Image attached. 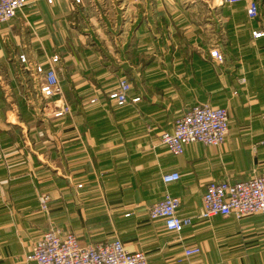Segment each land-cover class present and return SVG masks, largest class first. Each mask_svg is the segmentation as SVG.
<instances>
[{
  "label": "crops",
  "instance_id": "1",
  "mask_svg": "<svg viewBox=\"0 0 264 264\" xmlns=\"http://www.w3.org/2000/svg\"><path fill=\"white\" fill-rule=\"evenodd\" d=\"M27 1L15 18L0 27V264H34L26 261L33 243L53 229H46L47 217L40 212L42 194L52 206L54 229H67L82 247L119 238L128 251L144 252L148 264H264L261 215L239 220L198 217L209 181H242L253 171L264 169V121L256 108L259 101L264 104V77L260 85L255 76L250 77L259 68L264 74V38L259 42L251 36L254 30L264 31V0H255L259 4L255 20L247 18L244 4L222 6L219 0H110L107 5L113 13L102 11L103 40H99V30L83 4L74 0H51L50 4L47 0ZM104 4L93 1L97 10L104 9ZM209 28L215 37L213 46L223 54L222 43L230 39L263 46V59L258 56L260 49L248 48L246 93L239 83L242 65L234 71L227 66V55L225 65L210 58ZM240 51L233 49V54L238 56ZM20 54L45 69L52 56L59 57L58 76L63 95L67 98L65 92L71 91L74 102L68 103L72 112L74 108L80 111L79 96L86 90L95 89L94 96L101 104L93 106L94 112L51 121L57 130L54 141H48L52 137L48 115L30 100L29 73L22 78L26 82L16 78L23 68ZM209 70L216 72V86L211 91L207 88ZM124 78L132 86L129 100L140 101L119 108L118 116H109L104 109L110 102L104 97ZM261 87L262 98L257 92ZM235 95L248 100L247 130L238 127L233 140L229 124L219 148L193 144L181 156L160 158L154 170L155 185L161 192L157 199H150L145 192L152 186L148 183L149 190L143 179L142 151L138 149L151 141L149 137L171 129L180 114L172 121L164 117L169 106L223 105ZM21 102L25 103L22 109L17 105ZM103 111L104 116H97ZM104 146L123 156L111 157V152L98 156ZM156 147L162 146L155 143ZM48 148H54L59 158L54 167L48 164ZM82 152L88 154V163L78 158ZM102 168L109 170L107 175L113 169L131 173L120 182L118 194L105 184L104 192L99 184L84 192L86 184L80 180L79 170ZM168 172H178L181 178L165 187L160 177ZM97 190H102L101 195ZM164 192L179 197V214L192 218L180 234L166 232L161 221L148 219V207ZM81 201L87 207L83 208ZM193 246L199 247L201 254L178 263L182 250Z\"/></svg>",
  "mask_w": 264,
  "mask_h": 264
},
{
  "label": "built area",
  "instance_id": "2",
  "mask_svg": "<svg viewBox=\"0 0 264 264\" xmlns=\"http://www.w3.org/2000/svg\"><path fill=\"white\" fill-rule=\"evenodd\" d=\"M47 2L50 4L51 0ZM75 3L81 4V0H75ZM238 4H244L245 14L249 20L257 19L259 15L257 1L219 0V5L222 6L232 7ZM27 5V0H0V27L9 23ZM251 36L257 40L264 37V31L254 30ZM209 56L218 64L224 62L223 55L216 47L210 49ZM18 60L24 71L29 75L31 73L30 76L37 81V89L42 99L49 100L52 107L51 117L53 119L69 117L72 109L64 99L58 76L59 69L56 67L59 57L54 55L49 59L48 69L43 68L41 64H30L24 54L18 55ZM239 83L243 85L245 78L242 77ZM131 89V83L121 79L117 86L108 92L107 100L117 108L125 107L129 103L136 104L140 98L129 100ZM89 103L94 106L99 104L95 97ZM261 119L264 121V113ZM229 124L230 117L226 108L209 103L195 104L176 117L170 130L160 132L158 145L175 157L183 155L185 148L193 144L206 148H219L226 140ZM180 178L178 172H168L161 175L160 181L167 187L179 182ZM48 201L47 196H41L39 199L40 209L43 212H47ZM180 205L179 197L164 192L159 200L148 207V219L153 222L161 221L166 232L180 234L191 225L192 220L191 217L179 214ZM252 215H261L264 218V169L260 172L253 171L248 179L242 181L225 180L207 183L202 195L199 218L211 219L219 216L234 217L239 220ZM261 231L264 233V223ZM200 254L199 247H186L177 262ZM26 261L34 264H148V257L141 251H128L119 238L82 247L73 233L53 228L44 232L33 243Z\"/></svg>",
  "mask_w": 264,
  "mask_h": 264
},
{
  "label": "rangeland",
  "instance_id": "3",
  "mask_svg": "<svg viewBox=\"0 0 264 264\" xmlns=\"http://www.w3.org/2000/svg\"><path fill=\"white\" fill-rule=\"evenodd\" d=\"M93 1L94 0H81V4L84 5V7L86 8L85 12H86L87 16H89L91 18L92 22H94V24L96 25V28L99 30L98 31L99 34L97 33L98 35H100V37L98 36L99 40H100V38H101V40H103L104 37H105V34H104L105 29H104V22L102 21V11L104 10L108 14V13H113V10L109 8V5H107V2L110 1V0H98L100 2V4H104L106 2V5L105 4L103 5L104 9L98 8V10L93 5ZM81 4H79V5H81ZM231 14L233 15L234 12H231ZM100 16H101V19H100ZM227 27L229 29L231 28V26H226V28ZM208 38H209V41L207 42L208 49H211L212 47H215V46H213V45H215L214 41H213L215 37L213 36L212 31H211L210 28L208 29ZM249 47H250L249 51H251L254 48H257V50L260 49V51H259L260 53H258V56H259V58H262V56H261V55H263V54H261L262 49H263L262 45L257 44V46L255 47V45L250 44V46H249L247 41L237 40V41L233 42V45H231L230 50H232V49H240L241 51H240L239 55L235 56L233 54V50H232L231 53L229 54V59H227V66H231L232 67L231 69L234 70V71L237 68V66H241V65L243 66L244 70L242 72V75L245 78V83L242 85V88H243V91L245 93L247 92V78H248L247 77V75H248V73H247V71H248V69H247V60H248L247 54H248V48ZM250 59H251V56H250ZM259 60H258V57H257L255 62H258V64H259L260 63ZM222 65H225V63L224 64L222 63ZM251 65H252V63H251ZM24 73H26V72L24 71ZM30 75H31V73H30ZM252 76H255V81L258 83V85H260V83L262 84V82H263L262 80H263L264 74H263L261 68H259L255 72H252L250 74V77H252ZM60 78H59V80H62ZM29 79H30V81L27 80V83L29 82V84L32 85V86L28 85L29 86V92H30V95H29L30 100H32L33 104L34 103L36 104L35 106H37V108L41 109L42 114L48 115V125L50 124V126H48L49 127L48 130H49L50 136H52V137H48L47 140L50 141V142L54 141L52 139L53 136H54L53 132L55 130H57V127H56V125L54 123H51V121L56 120V119H53L51 117V115H50V109L52 107H50L49 100L42 99L41 95L39 94L38 89H37V81H35L33 79V77H31V76L29 77ZM126 80H128V79L126 78ZM63 83H65L64 80H63ZM94 90L95 89L86 90L83 94L81 93V95L79 96V100L80 101H78L79 102V105H78L79 109L78 110H80V111L79 112L76 111V113L72 112L70 116H80L81 112H86V113L90 112L91 113V112L95 111L94 109H96V108L88 107V106H90L89 105L90 104L89 101L91 99H93V97H95L94 94H96V93H94ZM233 91L234 90L232 89L229 92L232 93ZM257 92H258V96L262 98L263 97V89H262V87L260 89H257ZM65 94L67 96V98L64 96L65 101H67V102L69 101V102L73 103L74 100H72L73 97H72L71 91L67 90V92H65ZM107 94H106V96L104 95L105 97L103 96L106 99V101H107ZM97 100H98V103H100L99 99H97ZM258 100H261V99H258ZM69 105H70V103H69ZM38 106H40V107H38ZM92 106H94V105H92ZM213 106L224 107V108L227 109L229 117H230L231 139L234 140L233 135L238 133L237 132L238 131V127L242 131L243 130L244 131L247 130L246 126H248L247 123L249 124L250 121H249V118H248L249 116L248 115L245 116L246 115V111H247V107L246 106H248V100L246 98H243V100H240V96L239 95H235V96H233V99L229 100L228 102H226V104L213 105ZM262 107H264V104L260 105V101H259V103L256 105V108L258 109V111H260L261 115L264 113V109ZM187 108H188V106H185V105L181 106V105H177V104H171L169 106L168 111L166 112L167 116L165 115L164 117H168L169 116V118H170L169 120L172 121L177 115L183 113ZM104 111H106L107 115H109V116H118V114H119V108L114 107L113 105L111 106L109 103H106ZM104 111L101 112V113L105 115L106 113ZM43 116H45V115H43ZM9 118L11 120L10 116H9ZM260 118H261V116H260ZM163 119H165V118H163ZM160 127L162 129H165V127H162V125H160ZM161 131H163V130H161ZM243 134L244 133H242V135ZM42 138L43 137H38V139H42ZM146 139H147V137L146 138L144 137V140H146ZM149 139L151 140L150 142H152V143H150V142L147 143L146 142L147 143L146 144L144 142L143 147H141L138 150L142 151L140 156H141V158L143 160L142 164H143V167H144L143 168V179H144L146 185L149 183L152 186V189L150 190V188H149L150 185L149 184L147 185V187L149 188L150 191L145 192V194L149 195L150 199H154L155 200L160 195L161 189L157 188V186L155 185V182H157V179H156V176H155L154 167L158 165V161H160V158L164 159V158H166L167 156H170V155L162 147L154 148L155 143H158V134H157V136L155 135L152 138L149 137ZM50 146H52V145L48 144V147H50ZM53 146H55V143H54ZM138 148H139V146H138ZM47 151H48V154H46V155H47V158H48V161H49L48 164L54 167L57 164L56 162L59 161L57 153L55 152L54 148H48ZM116 151L117 150H115V149H111V148L109 149V146H104L102 148V150H100V152L97 155L98 156H102L106 152H111V157L112 156H116V158H119L121 156V153L116 152ZM154 152L156 153V155H158L157 157L154 155L155 154ZM108 155H110V154H108ZM78 156H79L78 158L80 160H83L84 162L88 163L89 159H88V154L87 153L82 152V153L78 154ZM79 171H80V176H79L80 180L83 182L84 185L86 184V188L84 189V192L90 191L91 188L97 186V184H99L101 188L103 187V184H105V186H108L110 192H113L115 194H118V191L120 189V186H119L120 182H125L124 180H126V178L129 177L130 174H131L126 169H121V170H114L113 169L112 173H110V175L106 174V171H109V170L103 169V168L99 169V170H94L95 172L93 170H90V169H81ZM51 172H52V170L49 169L48 174L50 176H52ZM103 188H102V190H103ZM97 189H99V188H97ZM101 191L100 192L98 191L99 194L101 193ZM102 192H104V190ZM41 196H43V194L39 195V198ZM81 199H82V197H81ZM48 203H49V201H48ZM85 203L81 201V204H82L83 208H84V206L87 207V204H85ZM107 203H109V202H107ZM111 203H114V201H112ZM49 207L50 206L48 205L47 212H43L40 209V212L43 215L45 214V216L47 217V226H46L47 228L46 229H49V228H52V227L54 228L56 226V220L52 216V214H53L52 213V208H51L52 206L50 208ZM111 219H112L111 222L114 223L115 222V218L112 217ZM64 230L66 231L67 229H64Z\"/></svg>",
  "mask_w": 264,
  "mask_h": 264
},
{
  "label": "trees",
  "instance_id": "4",
  "mask_svg": "<svg viewBox=\"0 0 264 264\" xmlns=\"http://www.w3.org/2000/svg\"><path fill=\"white\" fill-rule=\"evenodd\" d=\"M75 3V2H74ZM75 4H77V3H75ZM257 18H259V15H258V17ZM76 21H77V19H75ZM86 26L87 27H90V25L89 24H86ZM264 37H262V38H259V39H257V41H259V42H263V41H260L261 39H263ZM96 42V41H95ZM233 42H235V41H233V40H227L226 42H224V43H222L223 44V46H222V49H223V51H224V54L223 53H221L222 55H223V57H224V62L223 63H225V61H226V56L225 55H227V57L229 58V54L231 53V51L233 50H230V47H231V45H233ZM217 48V47H216ZM100 50H102L101 48H99ZM218 50H219V48H217ZM220 51V50H219ZM22 68V67H21ZM208 69H210V68H208ZM19 73V74H18ZM18 73H17V76H16V78L19 80V81H24V82H26V79H22L23 78V76H24V71H23V68L22 69H20L19 71H18ZM215 75H216V72L214 71V70H209V72H208V81H209V83H208V86H207V88H208V90L209 91H211V90H214V88H215V86H216V83H215V81H214V79H215ZM20 78H21V80H20ZM25 95V94H24ZM26 96V95H25ZM26 99L28 100V97H26ZM213 103H215V101H213ZM25 104V103H24ZM22 102L21 103H19V104H17V105H19V107L22 109L23 107H25V105H24ZM215 105V104H214ZM88 107H90V108H93V106L92 105H90V106H88ZM73 112L74 113H76V109L74 108L73 109ZM31 113H32V116L34 115V110H31ZM86 116H88V115H86ZM92 116V115H91ZM97 116H104V114H102V113H100V114H97ZM168 118H169V116H168ZM170 119V118H169ZM87 126H88V124H87Z\"/></svg>",
  "mask_w": 264,
  "mask_h": 264
}]
</instances>
